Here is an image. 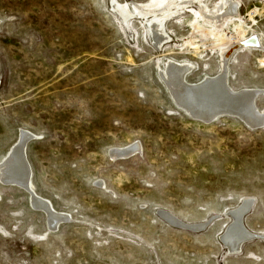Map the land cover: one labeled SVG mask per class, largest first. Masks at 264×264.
<instances>
[{
    "label": "rangeland",
    "instance_id": "rangeland-1",
    "mask_svg": "<svg viewBox=\"0 0 264 264\" xmlns=\"http://www.w3.org/2000/svg\"><path fill=\"white\" fill-rule=\"evenodd\" d=\"M147 1L0 0V162L28 134L31 194L61 219L52 230L31 194L0 182V264H264V125L193 118L160 75L167 60L189 63L191 84L219 74L221 36L238 46L228 86L257 92L264 113V0H231L217 22L199 10L222 0H181L161 45L114 7ZM245 201L251 237L231 251L222 237Z\"/></svg>",
    "mask_w": 264,
    "mask_h": 264
},
{
    "label": "bare ground",
    "instance_id": "bare-ground-1",
    "mask_svg": "<svg viewBox=\"0 0 264 264\" xmlns=\"http://www.w3.org/2000/svg\"><path fill=\"white\" fill-rule=\"evenodd\" d=\"M147 2L146 4L134 3L131 5L127 3H115L114 7L125 20L131 17H139V19L142 18L145 20L148 31L153 37V40H155L154 43L156 42L157 45H161L168 39L163 29L164 20L181 10H185V2L181 0H149ZM235 4L232 3L231 0H222L221 5L218 6L216 10L211 11L205 8V13L199 10V15H201L204 20L221 21L223 16L221 17L220 14L222 11L225 9L223 14H233L236 10ZM237 33H239L240 36L242 35L241 30H238ZM217 40L218 43H220L218 45H221L218 57L220 56L221 58L222 68L219 74L213 77L204 76L200 82L191 84L185 79L192 68L189 63L177 62L175 60L166 61L165 67L163 71L160 72V75L171 93V97L177 105L181 106L189 114L204 120H210L212 117L222 112L239 115L250 125L263 124L264 113H260V111L258 112L255 109L253 110L257 92L245 89L233 91L227 84L225 62L232 51L236 50L238 46L228 47L229 49H227V39L218 36ZM257 41L258 38L252 35V38L249 39L245 46H259ZM253 111L255 112L252 113ZM27 140L28 134L26 135V133L22 131L18 142L9 149L5 158L0 162V180L16 182L32 189V182L30 179L31 171L25 157L24 144ZM137 149H139L138 145L133 144L121 148H114L110 154L114 157H125L135 152ZM31 201L33 205H37V207L46 212L51 225L54 226L60 219L58 216L60 214L56 215L51 209L52 206H50L47 201L33 194H31ZM249 205V201H245L241 206L231 212L232 223L222 237L223 240H225L227 248L231 251L240 249L239 244L242 243L244 239L248 240L251 237V234L243 229L240 222L243 212L249 208ZM166 217L173 220L169 215H166Z\"/></svg>",
    "mask_w": 264,
    "mask_h": 264
},
{
    "label": "water",
    "instance_id": "water-1",
    "mask_svg": "<svg viewBox=\"0 0 264 264\" xmlns=\"http://www.w3.org/2000/svg\"><path fill=\"white\" fill-rule=\"evenodd\" d=\"M228 116H233V117H236V118H238L239 120H241L246 126H248L249 128H259V127H261V126H263L264 125V123L262 124H258V125H250L247 121H245L242 117H240L239 115H236V114H232V113H230V114H227ZM190 116H192L193 118H196V119H198V120H203V119H200L199 117H194L193 115H190ZM214 119H216V117H213L212 119H210L209 121H212V120H214ZM208 121V122H209ZM31 139V138H30ZM25 145H26V143L24 144V147H25ZM0 182L2 183V184H5V185H14V186H18V187H21L22 189H24V190H26L29 194H31V190H30V188H28L27 186H25V185H22V184H19V183H16V182H11V181H3V180H0ZM35 208H39V207H37V206H35V205H33ZM249 209V208H248ZM248 209H246L244 212H243V214H242V220H241V223L243 224V215L247 212V210ZM158 216L161 218V219H163L165 222H167V224H169V225H171V226H176V227H179V228H183V229H186V230H190V231H195V230H200L201 228H202V225H190V224H185V223H182L181 221H179V220H176V221H173V220H171V219H168V217H165V215L159 210L158 211ZM231 216V215H230ZM232 217V216H231ZM56 227L57 226H51L50 228L52 229V230H55L56 229ZM245 240H247V239H244L242 242H244ZM222 242L226 245V243H225V240H223V238H222ZM241 244L242 243H240L239 244V246H241ZM227 246V245H226ZM238 246V247H239Z\"/></svg>",
    "mask_w": 264,
    "mask_h": 264
}]
</instances>
